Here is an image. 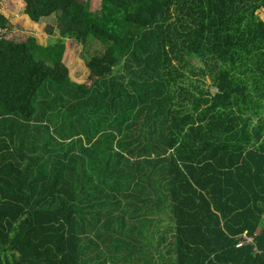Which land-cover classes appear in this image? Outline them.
Segmentation results:
<instances>
[{
	"label": "trees",
	"instance_id": "obj_1",
	"mask_svg": "<svg viewBox=\"0 0 264 264\" xmlns=\"http://www.w3.org/2000/svg\"><path fill=\"white\" fill-rule=\"evenodd\" d=\"M20 1L57 38L0 10V264H264V0Z\"/></svg>",
	"mask_w": 264,
	"mask_h": 264
},
{
	"label": "rangeland",
	"instance_id": "obj_2",
	"mask_svg": "<svg viewBox=\"0 0 264 264\" xmlns=\"http://www.w3.org/2000/svg\"><path fill=\"white\" fill-rule=\"evenodd\" d=\"M90 4L91 10H98L101 8V0H86ZM0 10L8 17L12 31L15 33L33 35L36 37L37 43L46 46L54 43L57 38V31L54 28V16L44 17L39 23H27L23 13V5L20 0H0ZM259 17H264V9L259 10ZM52 27L50 34L46 33V27ZM95 46V43H93ZM64 51L61 62L67 68V72L71 80H75L76 72L85 74L87 70L86 61L89 57L87 50L84 49L81 41L64 38Z\"/></svg>",
	"mask_w": 264,
	"mask_h": 264
},
{
	"label": "crops",
	"instance_id": "obj_3",
	"mask_svg": "<svg viewBox=\"0 0 264 264\" xmlns=\"http://www.w3.org/2000/svg\"><path fill=\"white\" fill-rule=\"evenodd\" d=\"M85 70H87V72H85V74L76 72V74H78V75H76L75 80H71V79L70 80L72 82L78 83V84L83 83L85 81V79L88 78V75L90 73L88 68H86ZM153 204H154V206H156V203H148V205L149 206L151 205V207L153 206ZM147 216L152 220V224H154L153 228H154V231H155V237H157L156 233H158V231L161 233L162 232V227H163L162 210H160L158 218H157V210L154 209V208H152V211ZM157 221L159 222L158 226H156ZM113 245H114V243H113ZM102 252H103V255L105 254L104 255L105 257L104 258L101 257L99 262L103 263L102 260L105 259V263H103V264H113L111 262V258H114V256L111 255L110 253H107L108 252V248L107 249L106 248H104V249L102 248Z\"/></svg>",
	"mask_w": 264,
	"mask_h": 264
},
{
	"label": "built area",
	"instance_id": "obj_4",
	"mask_svg": "<svg viewBox=\"0 0 264 264\" xmlns=\"http://www.w3.org/2000/svg\"><path fill=\"white\" fill-rule=\"evenodd\" d=\"M261 9H262V8H261ZM261 9H260V10H261ZM263 9H264V7H263ZM258 12H259V11H258ZM258 14H259V13H258ZM253 242H254V235H249V234L247 233V231L244 230V231L240 234V236H239V240L237 241L236 246L239 247V246H242V245L245 244V243L253 244ZM254 253H257V249H256V247H254ZM263 255H264V253H263Z\"/></svg>",
	"mask_w": 264,
	"mask_h": 264
}]
</instances>
